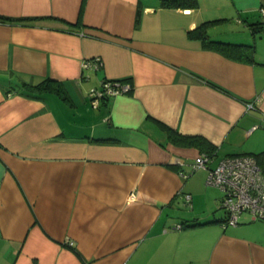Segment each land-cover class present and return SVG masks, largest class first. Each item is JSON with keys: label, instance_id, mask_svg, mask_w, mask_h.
<instances>
[{"label": "crops", "instance_id": "crops-1", "mask_svg": "<svg viewBox=\"0 0 264 264\" xmlns=\"http://www.w3.org/2000/svg\"><path fill=\"white\" fill-rule=\"evenodd\" d=\"M197 1L0 0V264H264V220L181 175L209 148L264 173V0ZM104 79L131 89L94 106Z\"/></svg>", "mask_w": 264, "mask_h": 264}, {"label": "built area", "instance_id": "built-area-1", "mask_svg": "<svg viewBox=\"0 0 264 264\" xmlns=\"http://www.w3.org/2000/svg\"><path fill=\"white\" fill-rule=\"evenodd\" d=\"M259 13L264 16V6L259 8ZM101 63V58L96 56L85 60L82 65L97 70ZM130 89L131 85L126 81L104 79L97 87L90 89V102L96 106L106 97L126 93ZM247 106L251 107L252 104ZM210 160L207 154H199L190 164V171L181 175L188 177L199 168L207 169L206 184L215 186L222 192L221 207L226 211L223 226L238 224L244 212L249 213L253 220H264V173L256 158L250 154L225 156L212 168L208 167ZM190 199L189 194L184 195L186 202ZM177 227L181 225L178 224Z\"/></svg>", "mask_w": 264, "mask_h": 264}, {"label": "trees", "instance_id": "trees-1", "mask_svg": "<svg viewBox=\"0 0 264 264\" xmlns=\"http://www.w3.org/2000/svg\"><path fill=\"white\" fill-rule=\"evenodd\" d=\"M160 4H161V6H163L165 8H196L198 6V1L197 0H160ZM0 18H5L7 20H14L13 18H7V17H0ZM205 25H206V22L200 24L199 26H197L196 28H194L190 32V35L201 37L202 39L208 41L210 44L217 46L218 49H220L222 52H223V46L224 45H231V46H234L235 48H237V47L242 48L243 47V45H233L230 43H223V42L208 39V35L206 34V31H205L206 30ZM259 26L260 25H258V27ZM229 51H231V50H229ZM235 52H236V55L238 58H243L246 60H252V52L251 51L245 53L243 51L240 52V51L235 50ZM108 80H110V79H108ZM122 81H124V80H122ZM51 87L54 88L55 86H53L51 80H49V79H45L44 81H41L40 83H38L37 85L34 86V88H39V89H48ZM190 141L192 143H196L199 146L201 145V143L206 142L201 137L200 138H192V139H190ZM202 149H203V147H202ZM202 151H203V153L207 154L209 156V158L212 159L213 152L210 148H209V150L203 149Z\"/></svg>", "mask_w": 264, "mask_h": 264}]
</instances>
